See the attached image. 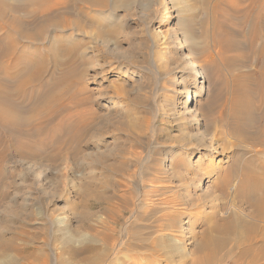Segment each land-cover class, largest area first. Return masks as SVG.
<instances>
[{
	"label": "rangeland",
	"instance_id": "obj_1",
	"mask_svg": "<svg viewBox=\"0 0 264 264\" xmlns=\"http://www.w3.org/2000/svg\"><path fill=\"white\" fill-rule=\"evenodd\" d=\"M52 2L54 15L60 16L53 34L63 37L64 47L73 46L77 58L70 68L63 60L60 65L45 60L40 81L25 85L37 68L30 60L14 69L6 83L17 105L11 115L27 133L23 136L11 131L17 137L10 140L9 129L0 122V264H107L109 259L113 264H125L126 252L116 245L110 249L102 240L111 224L106 207L123 210L113 224L114 235L119 237L118 231L129 216L124 207L135 202L150 204L149 208L155 203V209L157 203L160 209L200 211L199 220L182 217L181 231L161 232L151 224L149 228L151 236L164 232L177 246L176 251L192 252L214 210L232 201L231 190L215 182L219 174L234 153L248 157L253 151L241 137L226 135L224 119L230 110L231 84L219 88L222 99H216L221 109L204 110L218 90L214 77L206 73L209 64L214 62L217 74L230 83L237 73L255 71L257 59L253 54L248 53L250 60L245 65L235 58L248 52L242 34L246 26L239 25L233 31L242 49L222 57L210 40L203 39L205 20H210V15L195 0H104L102 6L93 4L95 8L85 7L84 0ZM13 4L15 0H6V7ZM247 4L248 0L238 2L240 7ZM27 7L32 5H23ZM11 13L24 16L23 11ZM62 15L69 19L67 27L62 26ZM261 17L264 20V10ZM25 19L31 25L36 21L32 16ZM261 34L264 39V27ZM182 35L189 39L186 54L203 73L200 88L193 91L190 113L184 112L181 97L192 80L182 78L185 59L174 50ZM12 36L25 44L27 54L33 53L35 46L45 52L46 44L39 43L41 40L29 43L14 31ZM92 58L106 62L104 80L93 78L96 71H86ZM62 71H67V77ZM57 77L62 79L53 82ZM42 102L40 108L37 104ZM35 107L36 112L31 113ZM36 126L40 129L34 133ZM39 139L45 140L44 146L40 147ZM188 140H194L196 147L191 156L185 154ZM30 147H35L34 152ZM199 157L215 159L217 165L200 182L185 166L173 164L196 162ZM157 158L162 160L160 173L149 169ZM150 177L159 180L154 187H169L142 196ZM162 197L176 198L182 204L166 207ZM237 206L249 209L240 203ZM156 213L148 214L147 223L160 214ZM130 219L127 228L133 227L135 232L137 224ZM121 236L123 241L129 239L127 234ZM176 237L183 242L174 241ZM8 238L15 242L10 244ZM177 258L175 255L176 262ZM154 263L167 264L158 259L144 264Z\"/></svg>",
	"mask_w": 264,
	"mask_h": 264
},
{
	"label": "bare ground",
	"instance_id": "obj_2",
	"mask_svg": "<svg viewBox=\"0 0 264 264\" xmlns=\"http://www.w3.org/2000/svg\"><path fill=\"white\" fill-rule=\"evenodd\" d=\"M195 1L201 4L202 9L210 15V20H205V28L202 34L203 39L205 41L210 40L218 48V53L222 57L226 55L227 52L238 50L239 48L242 49V43L236 40L233 31L237 30L236 27L239 25L246 26V31H242V34L245 37V43L248 45V52H246V57L239 53L235 58L245 65L250 60V55H248V53L253 54L257 59L255 71L251 74L247 72L237 73L230 83V81L221 76V74H217V68L214 62L209 64L206 73L214 77V83L217 82L218 90L213 92L212 99L204 106V110L210 112L212 108H220L219 102L216 99L217 96L219 99H222L221 90L219 88L222 86L229 87L231 84V87H229L231 90V98L229 97L230 110L228 112L226 111V120L224 119V124L227 127L226 135L233 139L241 137L243 139L242 141L247 143L253 151L248 157H243V155L235 153L230 156L231 159H229L224 171H222L221 175L219 174L215 182L218 184V187L225 189L229 188L231 190L230 194L232 201L228 200L229 202L218 205L216 210L212 213V216L209 217L207 226L201 231L199 242L196 244L194 250L188 254L182 250L180 252L177 250V252L175 248L177 246H174V244L171 243L173 241H170L169 238L164 236V232L161 233V235L159 234V236H151V231L149 232V228L151 227L150 224L156 226L155 228L161 232L168 230L170 233L171 231H181L180 222L182 217L188 216L190 219L199 220L200 216H202L200 215V211L194 209L187 213L186 211L174 209L172 208L174 204H182V202L172 197H162L164 199V205L167 207V204H169L172 209H160L161 207L158 208L159 204L157 203L156 209L154 208L155 203H151L153 206L150 208V204L147 205L146 203L145 206L143 203L139 202L132 203V205L129 203L130 206L124 207L125 210L129 212L128 219L125 220L118 231V235L120 236L115 237L114 232H116V228L113 224L117 223L118 214L123 210L118 211V209L116 211L115 209L114 211L113 208L106 207L108 221L111 224L108 226L109 232L107 231L103 235L102 240L107 246L111 247L110 249H112V246L116 245L120 250L126 252L125 264H144L146 261H153V259H158L160 262L164 261L167 264H177L178 262L180 264H264V39L261 34V29L264 27V20L261 17L264 10V0H248V4L245 7L238 6L239 0ZM5 3L6 0H0V122H5L4 127L9 129L7 131L9 133L8 137L10 140L13 139L14 141L17 135L11 133V131H17L19 135L22 134L23 136L27 132H23L16 122V118L11 115V111L17 106L12 98L14 93L12 94L6 84L10 81L12 73L15 70H19L24 64H28L30 60H33V64H36L37 68L28 76V80L23 83L28 85L31 82L39 80L45 73L43 65H41L45 60H51L57 65L63 60V62L66 63L65 65H68L67 67L70 68L77 56H75L73 46L69 44V47H64L63 37L56 33L53 34L57 30V19L60 16L57 14L54 15L55 8H52V5H55V3H53L52 0H15V4H13L12 7L9 6L10 8L6 7ZM28 4H31L32 7L23 8V5ZM84 4L87 5L85 7L89 8L91 5L93 6V4L102 6L104 0H84ZM20 11L24 12L25 17H35V23L33 24L31 21L32 25L28 24L25 22L27 18L25 19L24 16H20V13L18 16H16L17 14L11 13H18ZM61 19L62 26L67 27L69 19L63 15ZM178 25H180V23H178ZM13 31L16 33L18 32L19 36L29 43L41 40L39 43L46 44L43 48L45 52L41 51L39 46H35L33 53H25L24 49L27 50V47L25 44L20 43V40L12 36ZM210 32L211 34L213 33L211 39ZM188 40L189 39H186V37L182 35L178 40V44L174 46L175 52L180 53L185 59L183 66L185 74L182 75V78L192 80V86L186 89L181 97V106L185 113H190L192 111L190 107L192 104L193 91L195 92V88H200V79L203 74L199 70L194 59L190 58L191 56H189L188 53V56L186 54L189 45ZM61 54L64 55L62 56ZM61 56L65 57L61 58ZM226 59L228 60V58ZM105 67V61L100 58H92L87 63L86 71H96L93 78L96 80H104L107 77V68ZM66 72L67 71H62L67 77L68 74ZM59 79L62 78L59 77ZM59 79L57 77L53 82H58ZM16 92H19V90L17 89L15 93ZM37 105L41 108L44 102ZM36 110L37 107L32 109L31 113L36 112ZM195 123L198 124L199 120L197 119ZM36 128L34 133H37L40 129L39 126H36ZM191 140L185 143V154L187 156H191L196 148L192 145L194 140ZM44 144L45 140L39 139L40 147L44 146ZM14 145L18 146L19 144L17 142V144L14 143ZM34 148L35 147H30L29 151H33ZM158 158L149 166V169L155 173L161 172L160 165H162V160ZM214 160L210 157L206 159L199 157L196 162L182 163L183 161H176V163L173 164L176 165H174L175 167H179L180 164H182V168L185 166L187 171L192 172L194 175L193 178H195V176L198 177L199 179L197 178V182H200L199 180L204 179L209 173L216 169L217 165L213 162ZM154 175L156 176V174ZM154 175L153 177H155ZM151 177L146 180L148 184L146 183L145 187L147 189L145 188L142 191V196H150L154 192H159L161 187L162 189L169 187L165 184L157 186L158 188L154 187V182L158 185L159 183L157 181L159 180L157 177L155 179ZM165 179L167 180L166 176ZM233 181H236V183L230 186ZM157 195L158 194L155 196ZM237 203L246 205L249 209L245 207L240 208L237 206ZM152 211H154V214L155 211L160 214L156 217L153 216V221L151 220L152 222L147 223V219L151 216L148 214ZM130 218H133V221L137 224L136 228L138 229L135 232L132 231L133 227L131 230L127 228L129 222L127 220ZM138 222L141 223L138 225ZM93 232L95 231L93 230ZM123 233L125 235L127 234L130 240L125 236L126 240L123 241V239H125H121ZM173 240L183 242L179 237ZM12 241L14 240L12 239L9 242L8 238L10 244ZM3 243L4 238L2 244ZM97 244L98 242L95 245ZM0 247H2V245ZM92 247L95 246L92 244ZM89 248H91V246ZM98 249L95 251L98 252ZM102 250L99 251L101 252ZM175 255L178 257V262L175 261L176 259L174 260ZM113 263L114 260H107V264Z\"/></svg>",
	"mask_w": 264,
	"mask_h": 264
}]
</instances>
